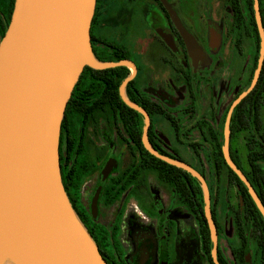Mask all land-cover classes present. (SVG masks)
I'll list each match as a JSON object with an SVG mask.
<instances>
[{"label": "water", "instance_id": "1", "mask_svg": "<svg viewBox=\"0 0 264 264\" xmlns=\"http://www.w3.org/2000/svg\"><path fill=\"white\" fill-rule=\"evenodd\" d=\"M162 2L193 65L197 66L202 58L197 37L168 0ZM96 3L97 0L14 2L9 25L0 41V244L4 234L12 235L23 264H108L79 219L64 187L60 137L67 104L84 68L127 66L132 71L120 85V96L144 118L145 148L163 161L188 171L201 184L204 213L213 242L211 257L215 264H221L208 182L189 163L160 153L150 143V114L126 94L128 83L138 71L135 62L131 59L101 61L96 57L91 40ZM254 13L260 36L257 66L250 86L229 107L222 149L228 166L247 186L264 217L262 199L230 156L233 112L256 87L264 65V26L259 0H254ZM164 38L174 47L172 38L168 35ZM97 198L98 194L94 210Z\"/></svg>", "mask_w": 264, "mask_h": 264}, {"label": "rangeland", "instance_id": "2", "mask_svg": "<svg viewBox=\"0 0 264 264\" xmlns=\"http://www.w3.org/2000/svg\"><path fill=\"white\" fill-rule=\"evenodd\" d=\"M170 1L202 47V62L198 68H194L187 58H181L175 45L172 47L164 38V35H168L177 43L175 32L156 0H108L104 5L103 24L96 28L94 33L125 44L130 56L141 67L138 80L143 89L170 107L182 127L181 140H179L170 122L165 117L157 115L154 119L157 134L165 145L177 149L183 159L196 167L204 166L209 173L207 155L213 138L206 130L207 139L204 140L196 121L203 119L215 129L219 131L223 129V116L227 107L239 91L246 88L256 50L255 40L249 29L234 28L232 12L226 0ZM187 73L195 80L194 90L198 95L195 113H190L186 109L191 103L185 80ZM261 121L264 126V101ZM119 130L126 136L120 126ZM251 136L250 130H243L238 132L231 142L241 165L247 171L250 169L247 140ZM193 141L204 144L201 158H198L189 146V142ZM94 151L97 152L98 149L94 148ZM115 159L114 172L119 174L132 163V157L129 156L121 135L118 139ZM100 167L102 168V165ZM99 173L92 177L91 182L86 184L85 190L80 194V201L89 213H91ZM221 182L227 191L223 214L220 209L221 220L225 227L221 235V246L226 258L233 261L231 248L237 246L238 238L234 234L232 216L239 204V197L235 185H230L232 190L227 187L229 182L226 173L222 176ZM144 186L145 188L142 189V185L135 183L134 189L123 192L113 206L110 202L106 206H98L100 216L95 220L108 230V250L113 255H117L111 234L115 224L118 228L116 238L126 254H123V258L128 264H133L139 236L154 234L163 211L169 210V216L176 218V222L180 223L185 242L190 243L195 240L194 246L198 248L201 264H205V256L199 250L198 224L181 207L174 190L163 185L153 171L146 173ZM191 225L192 229H190ZM251 231V256L255 261L254 264H260L256 252V233L255 230ZM158 259L156 257L154 263H157Z\"/></svg>", "mask_w": 264, "mask_h": 264}, {"label": "trees", "instance_id": "3", "mask_svg": "<svg viewBox=\"0 0 264 264\" xmlns=\"http://www.w3.org/2000/svg\"><path fill=\"white\" fill-rule=\"evenodd\" d=\"M226 1L232 12V23L234 28L242 30L245 27L252 31L256 45L250 75L246 81V88L241 89L239 91V93H241L250 86L254 71L257 66L260 48V36L254 13V0ZM14 2L15 0H5L4 2L5 20L0 16V41L3 38L10 21L14 8ZM259 2L264 26V0H259ZM97 10L95 12L91 28L92 47L96 57L101 61H119L122 59L131 58L128 49L123 44L97 37L94 34L95 25L99 23V13ZM163 10L165 11V9ZM165 13L168 17L166 11ZM174 31L181 47L180 53H182L184 57L189 58L185 43L175 27ZM137 67L139 69L138 65ZM130 74L131 71L127 66H116L106 69H94L92 67L86 66L73 90L72 96L67 104L66 111H68L71 107H78L80 105L86 104L84 100L90 98L91 96H96V101L94 102L95 105L117 106L119 126L125 131L126 134L134 139V142L136 143V149L140 151L141 154V162L139 165H136L134 176H137L139 171L145 165L149 169L155 171L161 181L167 183L169 186L175 189L181 203L190 213L194 215L198 223L202 249L208 258L209 264H215L211 257L213 242L211 240L209 226L204 213L205 202L201 184L197 178L191 175L188 171L163 161L145 149L141 140L144 127L143 116L138 111L128 106L121 98L119 92L120 85L122 84L123 80H125V78ZM187 81L192 97V104H194L197 100L193 86L194 80L190 78L187 79ZM126 94L131 101L145 108L152 118L157 114L164 115L172 123L177 136H180L181 125L177 118L158 100H155L150 94L143 91L138 80V75L128 83L126 87ZM238 94L236 96H238ZM263 101L264 65L259 81L254 90L235 108L230 126V156L234 163L244 171L264 203V126L261 121V109ZM229 106L227 107L223 116V129H221V131L215 129L212 125H210L208 122H205L204 120L198 121L197 125L200 127V132L203 139H207V136H205L207 130L213 138V143L211 144L210 151H208L207 155V160L210 165L209 173L206 172L207 170L204 168V166L202 168L196 166L194 167L206 178L209 184L213 198L212 213L214 220L217 223L219 236L222 231V226L219 224L217 219L216 208L219 195L218 193L217 195H213L211 182L215 180L219 190V184L222 176L226 173L229 184L235 185L238 191L239 204L233 211L232 216L234 223V234L235 237L238 238V244L236 247L231 248L233 261H230L228 258H226L221 249V244H219L218 259L221 264L255 263L251 256V230H255L256 233V252L258 253V261L260 264H264V217L251 197L247 186L228 166L223 155L222 148L224 145V124ZM243 130H250L252 133V136L248 137L247 140L249 149V171L245 170L241 165L238 155L233 150L231 144L233 137L238 132ZM61 141L62 135L60 137V163L62 180L75 212L97 243L102 256L105 258L108 264H128L123 258V254L121 252H118V255L114 256L107 249V236L105 233H103V228L92 223L85 210L79 205L77 191H71L69 187H67L64 181V170L62 167ZM149 141L160 153L184 160L177 149L165 145L163 140L157 135L155 122L153 119L149 128ZM189 146H191L196 156L201 158L202 152L204 151V144L202 142L193 141L189 142Z\"/></svg>", "mask_w": 264, "mask_h": 264}, {"label": "flooded vegetation", "instance_id": "4", "mask_svg": "<svg viewBox=\"0 0 264 264\" xmlns=\"http://www.w3.org/2000/svg\"><path fill=\"white\" fill-rule=\"evenodd\" d=\"M107 1L108 0H97L96 7L98 8V10H97V8H96V10L99 13V15H98L99 23L97 25H95L94 30L98 27H101L103 24V21H104V5H106ZM132 1H137V0H132ZM156 1L158 2L160 7L162 8V10L165 9V11L167 12L168 17H169V18L168 17L167 18H168V20H169V22H170V24L174 30L175 26H174V24H173V22L169 16L168 11L165 8L162 0H156ZM4 2H5V0H0V16L5 20ZM168 2L177 11L178 15L183 20L180 12L175 8V6H173L171 4V1L168 0ZM96 10H95V12H96ZM165 11H164V13H165ZM183 22H184L185 26L193 33L191 28L186 24V22L184 20H183ZM8 25H9V23H8ZM97 37L105 38V37L99 36V35ZM105 39H107V38H105ZM110 41H112V40H110ZM176 41H177V43H175V41L173 40L174 45L176 47L177 52H180L181 47H180V44L178 42L177 36H176ZM113 42L123 44V43L118 42V41H113ZM123 45L125 46V44H123ZM180 54L182 56L181 58H186V57H184V55H182V53H180ZM187 54H188V51H187ZM188 56H189V54H188ZM127 59L133 60L135 62V64L137 63L136 66L138 65L139 69L137 67L138 71H137L136 76L138 75V77H139V74L141 73L140 65L132 57L127 58ZM187 59L189 60L190 64L194 68L195 67L198 68L202 62V60L200 59L197 66H194L190 56ZM186 67H188L187 63H186ZM128 68L130 69V71H132L131 67H128ZM190 78H192L194 80L193 76H191L189 73H187L185 75V80H186V86H187V90H188V95L190 96V102L191 103L186 109L190 113H195V111H196L195 107H196V102L198 100V95L194 90V92L196 93L195 95L197 96V100L194 104H192V97H191V93H190L189 84L187 81V79H190ZM194 85H195V80H194L193 86ZM140 86H141V84H140ZM141 88L143 89L142 86H141ZM143 91L146 92L144 89H143ZM146 93H148V92H146ZM154 99L158 100L157 98H154ZM84 101L86 104L80 105L78 107H71L68 111H65V115H64V118L62 121L61 152H62V167L64 170V181H65L67 187H69V189L71 191H75V190L77 191L78 197H79L78 198L79 205L85 210L86 214L89 216V219L92 221V223L97 224L99 227L103 228V233H105V235L108 236V230L105 229L104 227H102L95 220L100 216V212H98V206H106V204L109 202L113 206V204L117 201V199L122 195L123 192H125L127 190L130 192L134 189L135 183H137L138 185H142V189H144L145 188V186H144L145 185V175H146V173H148L150 171L152 172L153 170L149 169L147 166L144 165V167L139 171L137 176H134L136 165H139L141 162V154H140V151H138L136 149V143L134 142V139L131 136H129L128 134H126L124 130L123 131H124L126 136H124L123 133L119 130L117 106H115V105H111V106H109V105H105V106L95 105L94 102L96 101V96H91L90 98H87ZM158 101L160 102V100H158ZM160 103L162 105H164L174 115V113H173L172 109H170V107L166 106L162 102H160ZM157 115L165 117L164 115H161V114H157ZM157 115H154L153 118L150 116L151 117V123H152V119L154 121L155 116H157ZM165 119L168 120L166 117H165ZM199 120H203V119H198L196 121V125L198 124ZM168 121L170 122V120H168ZM225 121H226V119H225ZM170 124L172 126L171 122H170ZM172 128L175 132L176 137L179 140H181L182 132H181L180 136L178 137L173 126H172ZM181 129H182V127H181ZM156 133H157V129H156ZM120 135H121L122 142H124V144H125V147H126V150L129 154V156L132 157V163L119 174L118 172H114V170L116 167L115 154L117 153V145H118V139H119ZM142 136H143V132H142ZM142 136H141V140H142ZM142 143H143V140H142ZM164 144H165V142H164ZM94 148H97L98 151L95 152ZM184 161L187 162L185 159H184ZM187 163H189V162H187ZM189 164L194 167V165H192L191 163H189ZM101 165H102V168L100 167ZM97 172H100L99 177H97L98 178L97 179L98 184H97L96 192H95V195H94V198L92 201L91 213H89L80 201V198H81L80 194L83 193V191L85 190L86 184L91 182L92 177L96 176ZM153 172L156 174L155 171H153ZM156 177L158 178L157 174H156ZM161 182L163 183V185H166V186L172 188L167 183H165L163 181H161ZM211 183H212V188H213V190H212L213 195H217V193H218V195H219L218 196L219 197L218 202H219L220 194H219V190L217 187V182L215 180H213ZM219 185H221V181H220ZM172 189L176 193L175 189L174 188H172ZM210 193H211V190H210ZM97 194H98V198H97V202H96V209L94 210L93 203H94V200H95V197ZM176 195H177V193H176ZM177 198H178L179 203L181 204V207H183L186 210V212L189 214V216H191L195 219L194 215L192 213H190L184 207V205L181 203L178 195H177ZM211 198H212V194H211ZM218 202H217V204H218ZM212 204H213V198H212ZM216 208H217V205H216ZM148 214L150 216V212ZM169 215H170L169 210L163 211L162 218H160V221L158 222V224L156 225V227L154 229L155 235L152 233H149V234H144V235L142 234L139 236L138 241L136 243V247H135L133 264H163V263H165V264H201V260L199 259L198 251H197L198 248L196 245L194 246L195 240L194 241L192 240L193 242L186 243L185 237L182 234V229L180 228V223L179 222L177 223L176 218L171 217ZM195 221H196V219H195ZM232 221H233V217H232ZM233 225H234V223H233ZM233 228H234V226H233ZM117 229H118L117 226H115V224H114L113 228H112V232H111L113 244L115 245L117 255H118V252L125 254V252L122 251V249L119 245L118 239L116 238ZM190 229H192V225H191ZM224 229H225V227L224 228L222 227V231H221V234L219 236V244H221V235H222ZM190 231L192 234V230H190ZM198 232H199V227H198ZM218 234H219V230H218ZM199 242H200L199 250L205 256V261H206L205 264H209L208 258L202 249V242H201L200 234H199ZM221 249H222V247H221ZM223 254H224V252H223ZM156 257H158L159 259H158L157 263H154V259Z\"/></svg>", "mask_w": 264, "mask_h": 264}, {"label": "bare ground", "instance_id": "5", "mask_svg": "<svg viewBox=\"0 0 264 264\" xmlns=\"http://www.w3.org/2000/svg\"><path fill=\"white\" fill-rule=\"evenodd\" d=\"M0 264H23L21 251L12 235L8 233L3 235L0 244Z\"/></svg>", "mask_w": 264, "mask_h": 264}, {"label": "crops", "instance_id": "6", "mask_svg": "<svg viewBox=\"0 0 264 264\" xmlns=\"http://www.w3.org/2000/svg\"><path fill=\"white\" fill-rule=\"evenodd\" d=\"M222 183V182H221ZM231 184L227 185V187H229L230 190H232V186H230ZM225 187H223V184L220 185V189H219V194H220V199H219V202L217 204V219H218V222L219 224L224 228V223L222 222L221 220V213L223 214L224 212V209L226 208L224 205V198L226 196L225 193H227V191L225 190ZM233 190L236 191L233 187ZM220 209H221V213H220ZM222 247V246H221ZM223 250V249H222Z\"/></svg>", "mask_w": 264, "mask_h": 264}]
</instances>
